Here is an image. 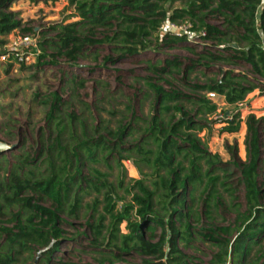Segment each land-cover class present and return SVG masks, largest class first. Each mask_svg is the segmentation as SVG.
I'll list each match as a JSON object with an SVG mask.
<instances>
[{
	"label": "trees",
	"instance_id": "16d2710c",
	"mask_svg": "<svg viewBox=\"0 0 264 264\" xmlns=\"http://www.w3.org/2000/svg\"><path fill=\"white\" fill-rule=\"evenodd\" d=\"M14 1L0 0V57L10 54L5 38L20 27L8 8ZM63 1L78 21L56 24L41 34L39 53L34 54L37 70L57 66L59 58L71 67L80 59L96 61L95 52L102 47L112 54L103 58V64L162 47L172 49L193 37L200 38L205 50L185 48L195 58L188 64L177 57L146 62L156 77L142 79L148 91L141 99L151 100L146 117L139 118L128 104L123 111L107 112L111 120L90 123L83 114L89 112L85 103L76 102L80 114L73 112V89L83 82L75 83V77L66 80L64 88L74 86L71 98L53 96L47 134L35 146H26L23 139L10 159L0 156V264H50L62 239L63 216L78 219L83 196L89 193L94 194L87 206L93 212L90 246L101 254L100 245L112 248L118 253L110 254L115 260L133 252L155 260L146 264H187L177 243L190 246L199 240L217 250L211 264H264L263 118L249 115L245 120L244 162L237 159L236 146L227 148L239 176L235 187L229 183V164L205 150L195 135V130L211 131L207 118L217 107L208 94L231 108L254 92L264 98V0ZM213 17L221 20L219 26L209 23ZM163 25L188 26V32L176 37L162 32ZM50 32L55 34L52 39L45 36ZM242 65L250 68L247 73L232 70ZM199 68L215 74L204 84L193 85L190 76ZM244 118L245 113L240 123ZM124 162L135 167L137 180L125 183ZM101 166L118 170L116 185ZM198 187L208 219L210 202L220 199V191L229 198L226 208L235 214L234 226L218 229L219 236L212 230L199 232L188 222L194 211L187 201L193 202ZM237 189L244 194L243 212ZM118 190L130 197L128 203ZM121 224L124 235L119 234Z\"/></svg>",
	"mask_w": 264,
	"mask_h": 264
},
{
	"label": "rangeland",
	"instance_id": "374dc122",
	"mask_svg": "<svg viewBox=\"0 0 264 264\" xmlns=\"http://www.w3.org/2000/svg\"><path fill=\"white\" fill-rule=\"evenodd\" d=\"M8 8L17 15L16 19L20 27L6 36V49L10 54L0 57V142L17 146L14 150L16 153L19 152V144L23 139L27 142L26 146H35L41 135L47 134L46 116L49 112V102L52 101L54 95H58L65 101L71 98V85L67 84L64 88L66 80L75 77V83L79 80L83 82L81 88L71 86V88L74 87L72 97L75 107L73 112L77 115L80 114V106L76 102L85 103L89 107V112L84 111L83 114L90 123L92 119H95L97 123L99 120H111L107 112L123 111L128 104L139 118L146 117L149 115L151 100L149 98L141 99L142 94L148 91L142 79H156L154 75L148 72L146 62L155 64L156 62H163L167 58L177 57L184 64H188V60H194L195 58L185 48L191 47L197 51L205 50L204 43L198 45L183 43L172 49L162 47L155 52L148 51L137 57L122 59L113 64H103V58L112 54L108 48L102 47L95 52L97 55L96 61H91V58L80 59L75 67H71L65 65L64 59L59 58L57 66H44L37 70L33 65L36 62L35 56L29 57V61L33 62L30 63L31 65H19L13 61L11 53L15 52L20 56H23L24 52L28 54L39 53L38 41L41 34H44L46 30L56 24H69L78 21V19L72 17V14H74L73 9L68 8L67 3L63 0H16ZM209 23L219 26L221 20L213 17L209 19ZM21 30H32L34 34H23ZM54 35L53 32L45 34L49 39H52ZM24 36L29 37L27 43L24 41L23 43L19 42ZM89 52H94V49ZM48 54H52V52L48 51ZM223 69L229 68L223 67ZM249 69L248 66L243 65L232 68L238 73H247ZM214 74L215 71H206L199 68L190 76V82L193 85H202L206 82V79L211 78ZM181 78L182 76H178L175 79L180 81ZM160 85L162 84L160 83ZM211 102L217 107L216 113L207 118L211 131L208 129L195 130V135L200 139L205 150L213 155H218L223 164H229L227 166L228 174L231 176L229 183L232 187H235L239 176L232 166L234 160L228 154L227 148L236 146L237 159L240 162L245 161V120L249 115L264 120V98L259 96V92H254L236 108L225 106L223 99L219 97ZM244 113L245 118L240 123V118ZM128 117L130 118L131 115ZM2 156L10 159V154ZM123 166L126 184L129 180L139 178L137 170L130 162H124ZM100 169L103 173L107 172L110 175L108 181L116 185L118 170L114 168L108 171L104 166H101ZM201 191V187H198L193 195V202L187 201L194 211L188 222L192 228L199 232L212 230L216 231L219 236L218 229L234 226L235 214L228 207L226 208L229 198L220 191V199L216 202H210L211 215L208 219L204 202L205 197L201 196ZM236 193L237 202L240 204L239 211L243 212L245 205L243 191L237 189ZM118 196H124L125 203L130 201V197L126 196L121 190H118ZM93 200L94 194L92 193L83 196L78 219L63 216L65 223L59 227L63 232L62 239L57 245L59 246L57 251L52 255L53 258H51L50 264L154 263V259L133 252L120 255V258L115 260L110 254L118 256V253L113 251L112 248L100 245V238L97 242L100 245L98 249H102V254L90 246L93 235L88 228V224L93 223L90 218L93 212L87 209V206H91ZM101 208V206L98 208L100 213H102ZM96 216L94 217L96 218ZM109 221V218H107L104 225L107 226ZM125 233V224H121L119 234L124 235ZM103 235L108 239L105 232H103ZM54 245L55 241L51 243V247ZM177 247L187 257V264H211L217 253V250L210 243L199 240L192 241L190 246L178 242ZM40 256L34 257L36 262H39L38 258ZM24 257H27V255H24ZM104 259L107 261H104ZM28 264H31V261Z\"/></svg>",
	"mask_w": 264,
	"mask_h": 264
},
{
	"label": "built area",
	"instance_id": "2783aa9c",
	"mask_svg": "<svg viewBox=\"0 0 264 264\" xmlns=\"http://www.w3.org/2000/svg\"><path fill=\"white\" fill-rule=\"evenodd\" d=\"M160 30L162 32H168L171 35H174L176 37H181V36H183L184 34H186L188 32V26L177 27L175 25H163ZM203 37H205V34H202V38ZM28 39H29L28 36H24V37L21 38V40L19 42L23 43V41H24L25 43H27ZM22 43H20V44H22ZM187 43H191L193 45H198L199 43H202V41H200V38H198V37H193ZM16 48H18V46H16ZM14 50H12V51H14ZM24 53L25 54L23 56H20L18 53L12 52L11 53V57L14 58L16 63L19 64V65H31L33 62L29 61V57L30 56L34 57L35 55L34 54H28L26 52H24ZM207 96H208V99L210 101H212L215 98H218L215 94H208Z\"/></svg>",
	"mask_w": 264,
	"mask_h": 264
},
{
	"label": "water",
	"instance_id": "95a60500",
	"mask_svg": "<svg viewBox=\"0 0 264 264\" xmlns=\"http://www.w3.org/2000/svg\"><path fill=\"white\" fill-rule=\"evenodd\" d=\"M16 148H17V146H11V145L4 144V143L0 142V156L4 155V154H10Z\"/></svg>",
	"mask_w": 264,
	"mask_h": 264
}]
</instances>
